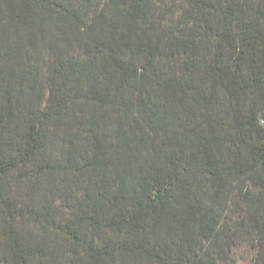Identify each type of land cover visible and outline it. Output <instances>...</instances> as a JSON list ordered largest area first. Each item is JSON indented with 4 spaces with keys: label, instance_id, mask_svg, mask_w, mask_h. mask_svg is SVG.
I'll use <instances>...</instances> for the list:
<instances>
[{
    "label": "trees",
    "instance_id": "1",
    "mask_svg": "<svg viewBox=\"0 0 264 264\" xmlns=\"http://www.w3.org/2000/svg\"><path fill=\"white\" fill-rule=\"evenodd\" d=\"M0 264H264V0H0Z\"/></svg>",
    "mask_w": 264,
    "mask_h": 264
}]
</instances>
